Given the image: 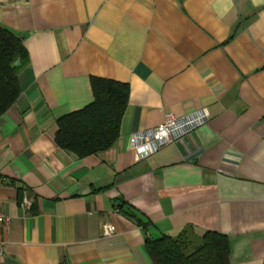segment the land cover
I'll return each mask as SVG.
<instances>
[{
	"label": "crops",
	"instance_id": "obj_1",
	"mask_svg": "<svg viewBox=\"0 0 264 264\" xmlns=\"http://www.w3.org/2000/svg\"><path fill=\"white\" fill-rule=\"evenodd\" d=\"M0 26L28 54L0 116V264H151L121 199L152 237L215 231L229 264H262L264 0H0ZM92 76L129 98L115 144L78 158L55 121L92 101ZM199 108L204 126L136 159L134 132Z\"/></svg>",
	"mask_w": 264,
	"mask_h": 264
},
{
	"label": "trees",
	"instance_id": "obj_2",
	"mask_svg": "<svg viewBox=\"0 0 264 264\" xmlns=\"http://www.w3.org/2000/svg\"><path fill=\"white\" fill-rule=\"evenodd\" d=\"M27 59L23 37L0 26V116L21 94L18 70ZM17 61H20L19 67H15ZM90 86L92 101L55 121V144L78 158L96 155L115 144L129 98V86L124 82L92 76ZM7 184L17 189L20 202L26 187L13 179L7 180ZM116 207L143 231L144 249L151 264H229L228 236L205 231L193 241L183 230L176 237L166 234L152 237L147 232L151 222L137 208L122 199Z\"/></svg>",
	"mask_w": 264,
	"mask_h": 264
},
{
	"label": "built area",
	"instance_id": "obj_3",
	"mask_svg": "<svg viewBox=\"0 0 264 264\" xmlns=\"http://www.w3.org/2000/svg\"><path fill=\"white\" fill-rule=\"evenodd\" d=\"M208 120L209 113L205 108L181 116L167 114L157 126L134 132L130 137V148L134 151L136 159L142 160L204 126ZM8 223L9 217L0 210V227L7 229ZM101 228L103 236H111L115 232L114 225L110 223L103 224Z\"/></svg>",
	"mask_w": 264,
	"mask_h": 264
},
{
	"label": "water",
	"instance_id": "obj_4",
	"mask_svg": "<svg viewBox=\"0 0 264 264\" xmlns=\"http://www.w3.org/2000/svg\"><path fill=\"white\" fill-rule=\"evenodd\" d=\"M20 66V61H17L16 63H15V67H19Z\"/></svg>",
	"mask_w": 264,
	"mask_h": 264
}]
</instances>
